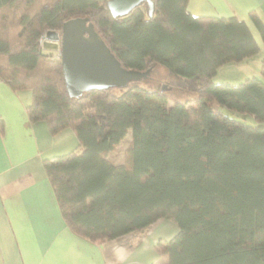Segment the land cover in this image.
Returning a JSON list of instances; mask_svg holds the SVG:
<instances>
[{"label": "trees", "instance_id": "obj_1", "mask_svg": "<svg viewBox=\"0 0 264 264\" xmlns=\"http://www.w3.org/2000/svg\"><path fill=\"white\" fill-rule=\"evenodd\" d=\"M110 0H0V81L30 90L29 121L52 135L72 129L79 147L45 159L66 226L105 244L160 220L179 229L168 264H264V61L258 77L216 83L219 70L260 47L237 18H197L189 0H151L114 17ZM152 14V15H150ZM251 17L264 40V22ZM86 17L124 68L162 67L193 104L141 85L70 96L57 53L42 49L49 31ZM249 115L252 126L213 108ZM132 131L124 164L107 154Z\"/></svg>", "mask_w": 264, "mask_h": 264}, {"label": "crops", "instance_id": "obj_2", "mask_svg": "<svg viewBox=\"0 0 264 264\" xmlns=\"http://www.w3.org/2000/svg\"><path fill=\"white\" fill-rule=\"evenodd\" d=\"M187 10L197 18L245 22L260 52L228 68L252 64L243 77L260 75L264 40L251 13L264 22V0H189ZM31 103L30 90L15 92L0 81V264H168L166 245L179 232L173 220L105 244L66 226L43 161L76 150L77 135L70 129L52 135L45 122H30Z\"/></svg>", "mask_w": 264, "mask_h": 264}, {"label": "water", "instance_id": "obj_3", "mask_svg": "<svg viewBox=\"0 0 264 264\" xmlns=\"http://www.w3.org/2000/svg\"><path fill=\"white\" fill-rule=\"evenodd\" d=\"M144 2H149L152 12L151 0H110L108 8L114 17H124ZM42 49L60 55L66 87L73 98L91 90L124 89L151 76V70L140 72L124 68L86 17L65 21L61 32L46 33ZM166 89L162 87V91Z\"/></svg>", "mask_w": 264, "mask_h": 264}, {"label": "rangeland", "instance_id": "obj_4", "mask_svg": "<svg viewBox=\"0 0 264 264\" xmlns=\"http://www.w3.org/2000/svg\"><path fill=\"white\" fill-rule=\"evenodd\" d=\"M46 1H49V0H46ZM241 63L234 64V65H239ZM243 63H248V62L244 61ZM229 65L232 66V64H228V65L223 66L219 70L217 76L214 79L216 83H229V84L235 83L234 85L240 84L241 82L249 78V77H243V74L247 76L253 70V68H251L252 64H250L249 68H246L248 67L247 66L248 64H245L246 66H242V67L235 66L234 68H228L230 67ZM246 70H248L250 73H246L247 72ZM151 75H152L151 76L152 80L147 81V82L146 81L142 82L141 85L149 89H158V88L162 89L163 86H166L167 88L166 93L169 98L168 108L173 107L176 101L182 102V103L193 104V100L196 95L194 93H187V92L175 89L172 84L175 83L176 79L173 76H171L167 70H165L162 67H155L153 71L151 72ZM231 81L233 83H230ZM213 108L220 110L223 114L231 117L232 119L246 122L247 124L252 125V126L259 125V123L256 122L253 117L249 115L240 114L235 111L228 110L220 106V104H218L216 101L213 102ZM70 131H73V130L70 129ZM77 141L79 143L78 138H77ZM132 141H133V134H132V131H129L126 137L121 141V143L117 145L113 151L107 154V159L115 166H118V167L122 166L124 164L125 151L129 146H131ZM77 145L78 144L75 143L74 148H77Z\"/></svg>", "mask_w": 264, "mask_h": 264}, {"label": "built area", "instance_id": "obj_5", "mask_svg": "<svg viewBox=\"0 0 264 264\" xmlns=\"http://www.w3.org/2000/svg\"><path fill=\"white\" fill-rule=\"evenodd\" d=\"M44 40H45V36L42 37V39L40 40V43L42 44ZM56 58L59 59L60 58V55L57 54L56 55Z\"/></svg>", "mask_w": 264, "mask_h": 264}]
</instances>
